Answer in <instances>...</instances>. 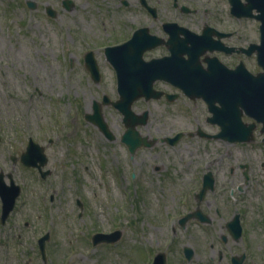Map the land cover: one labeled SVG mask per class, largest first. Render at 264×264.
I'll use <instances>...</instances> for the list:
<instances>
[{"label":"flooded vegetation","instance_id":"1","mask_svg":"<svg viewBox=\"0 0 264 264\" xmlns=\"http://www.w3.org/2000/svg\"><path fill=\"white\" fill-rule=\"evenodd\" d=\"M107 1L120 16L116 18L118 23L125 27L134 25L112 45L117 48L130 44L132 76L143 69L145 82L151 80V91L133 102H144V108L135 112L141 115L146 110L147 118L138 126L139 131L141 127L146 129L140 133L146 140L139 147L146 149L139 157L141 164H134V152L139 148H127L131 190L137 194L135 184L140 182L145 199L150 192L164 200L171 199L166 203L156 197L161 209L154 213L148 199L144 201L142 229L152 228L160 234V240L164 239V231L172 239L176 235L180 264L193 259L200 231L204 232L200 241L208 247L204 255L212 262L216 252L218 260L226 254L227 264H234L241 256L242 264L248 257L264 264V245L260 239L257 241L258 229L264 227V205L259 204V212L254 202L246 204L252 190L264 182V159L250 155L254 148L259 149L260 156L264 151V0ZM37 2L31 1L32 8H38ZM59 2L66 10L75 7L73 0ZM43 8L49 17H55L51 3ZM49 11L54 15L48 14ZM118 29L112 32L117 33ZM139 51L141 57L136 59ZM110 66L117 85V67ZM182 70L192 72L186 82L194 87L191 94L181 86ZM7 86L2 81L4 92H9ZM153 104L160 106L159 112L150 111ZM185 106L190 110L186 111ZM229 130L233 133L227 137ZM16 133L15 141L8 142L0 133V188H9L10 196L15 195L12 208L4 211L0 194V264L4 249L21 243L23 232L35 231L34 220L19 207V201L26 184L23 171L39 176L41 173L37 167L25 165L22 154L31 141L39 145L42 139L31 134L23 138L18 130ZM236 134L248 138L232 140L230 137ZM231 143L241 145L242 160L216 159L213 151L217 150V144L225 146L228 152ZM217 151L224 155L223 151ZM34 159L39 163L37 154ZM42 171H46V176L51 173L46 166ZM256 194L262 199L259 191ZM53 199L50 194L49 200ZM248 212L255 214L248 218ZM46 232L48 242L51 234L48 229ZM41 235H36L37 246ZM150 243L149 239L144 241L147 264H152L157 252L150 248ZM185 247L190 258L185 256ZM158 251L165 252L167 264H172V248Z\"/></svg>","mask_w":264,"mask_h":264},{"label":"rangeland","instance_id":"2","mask_svg":"<svg viewBox=\"0 0 264 264\" xmlns=\"http://www.w3.org/2000/svg\"><path fill=\"white\" fill-rule=\"evenodd\" d=\"M31 1L0 0V133L7 142L15 141L16 130L23 138L26 134L40 137L49 160L45 166L51 173L42 179L23 171L26 184L19 207L34 220L35 231L23 232L21 243L3 250V264H44L35 239L47 229L51 239L46 242L45 264H147L148 252L142 240L148 239L152 250L172 248V264H180L176 235L172 239L164 231V239L160 240V234L152 228L142 229L144 201L148 199L154 213L161 209L158 200L169 203L171 199L164 200L153 192L145 199L140 182L135 184L137 194L131 190L128 151L120 139L124 131L121 114L110 104L101 107L115 136L112 140L83 118V114L93 112L94 100L100 102L103 95L117 98L113 71L102 47L121 39L134 25L118 23L119 15L107 0H73L75 7L71 10L64 9L60 0H35L38 8L28 7ZM49 3L56 10L55 17L44 12L43 6ZM117 27V33H113ZM88 50L93 51L98 64L97 82L84 67L83 56ZM2 81L9 85V92L3 91ZM143 103H133V110L144 108ZM159 108L153 104L150 111L159 112ZM185 109L189 111L190 107ZM141 131L143 134L146 129L141 127ZM224 147L217 144L224 155L214 149L216 159L242 160L240 144H229L228 152ZM143 149L134 152L135 165L141 164L139 157L146 151ZM250 155L264 159V151L260 156L257 148L250 150ZM260 186L246 200V204L254 202L259 212L264 205V182ZM50 194L54 195L52 201ZM254 214L248 212L247 217ZM114 227L122 232L116 242L91 244L93 232H109ZM258 231L257 241L264 245V227ZM202 234L197 233L193 259L183 264H227L225 253L218 260L215 252L213 262L205 256L208 247L200 241ZM257 263L248 257L245 264Z\"/></svg>","mask_w":264,"mask_h":264},{"label":"water","instance_id":"3","mask_svg":"<svg viewBox=\"0 0 264 264\" xmlns=\"http://www.w3.org/2000/svg\"><path fill=\"white\" fill-rule=\"evenodd\" d=\"M51 14L52 11H49ZM125 45V47H124ZM124 45L118 46L119 50L115 46H107L105 47V55L107 60L114 64L117 67L119 80L117 83V90L119 93V99L116 101H110L106 95L103 96L102 104L104 103H110L111 105L115 106L123 115V123L126 126V130L121 136V140L130 148L131 150H134L135 147L140 146L142 144H146L145 137H140L138 130H136L137 124H144L146 122L147 118V111L145 110L141 115L135 113L132 108L131 104L132 102L142 96L147 95L148 92L151 91V80H149L148 84L145 82V71L143 69L135 71V76H132L133 71L131 68H133V57L132 54L129 53V48L131 47L130 44L125 43ZM141 57V51H139L136 55V59H140ZM85 63L87 68L90 70L91 76L95 81H98L100 78V73L98 71V67L96 64V61L93 57L92 51L86 52L85 56ZM181 77L180 80L181 86L184 88V90L191 94V92L194 90V87H191L186 85V82L190 79V74L192 72L188 70H182L180 72ZM207 98V96H206ZM251 100L248 101L247 104H249ZM264 105V101L262 102ZM101 104L97 101L93 102V114H87L86 118L95 124H97L100 129L104 132V134L108 138H113L112 133L109 131L108 126L106 122L104 121V118L102 116L101 110H100ZM235 126L238 124V121H234ZM233 131L229 130L226 132L227 137L232 134ZM178 136L176 135L173 138V141L176 140ZM233 139H247L248 137L246 135H240L236 134L234 136L230 137ZM37 154L39 159V164L37 165L39 168L43 166L46 162V156L43 153V148L31 143L28 145L26 152L22 154V161L27 165H36V161L34 159V155ZM46 172H41L42 176H45ZM18 193V191H17ZM0 194L3 198L4 207L3 210H10L13 206V200L14 196H10L9 194V188H0ZM121 235L120 230H114L109 233H102L97 232L92 235V243L97 244L101 241H107V242H114L117 239H119ZM48 238V233L41 236L38 240L39 242V249L42 254L43 259H45V253H44V246L45 241ZM190 256V254H189ZM153 264H165V256L163 253H159L155 256ZM234 264H242V256L234 262Z\"/></svg>","mask_w":264,"mask_h":264}]
</instances>
